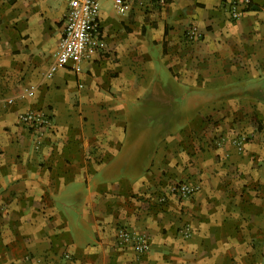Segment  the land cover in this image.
Returning a JSON list of instances; mask_svg holds the SVG:
<instances>
[{"label":"crops","instance_id":"1","mask_svg":"<svg viewBox=\"0 0 264 264\" xmlns=\"http://www.w3.org/2000/svg\"><path fill=\"white\" fill-rule=\"evenodd\" d=\"M65 13L0 0V264H264V0H99L103 48L46 77Z\"/></svg>","mask_w":264,"mask_h":264},{"label":"built area","instance_id":"2","mask_svg":"<svg viewBox=\"0 0 264 264\" xmlns=\"http://www.w3.org/2000/svg\"><path fill=\"white\" fill-rule=\"evenodd\" d=\"M66 5L64 26L62 35L54 54V59L45 72L46 77H51L58 67L66 65L68 61L74 62L76 71L80 68V62L88 57L93 48H103L104 44L97 38L99 24L97 13L99 0H61ZM249 0H224L228 18L236 20L241 16L243 7ZM197 31L194 26L186 30V36L194 38ZM17 121L35 134V147L39 145L43 132L51 127L50 117L41 110H26L17 116ZM246 140V135L234 137L232 143L240 149ZM197 189L195 184L180 180L169 184L164 192L157 197V202L163 204L168 196L178 199L192 195ZM183 237L188 236L187 228L181 230ZM116 239L119 245L130 246L137 255H142L149 249L150 243L145 232L129 229L126 226L117 228ZM134 264H142L137 259Z\"/></svg>","mask_w":264,"mask_h":264}]
</instances>
